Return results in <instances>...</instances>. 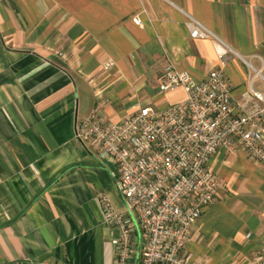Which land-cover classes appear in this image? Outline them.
Here are the masks:
<instances>
[{"label": "crops", "instance_id": "0c3cea01", "mask_svg": "<svg viewBox=\"0 0 264 264\" xmlns=\"http://www.w3.org/2000/svg\"><path fill=\"white\" fill-rule=\"evenodd\" d=\"M190 16L239 54L224 71L244 99L256 70L264 76V0H0V264H117L122 230L100 200L118 190L114 167L76 128L94 110L118 121L185 100L182 87H158L169 61L196 80L221 65L212 38L190 36ZM252 84L264 95L262 78ZM210 166L225 184L183 253L251 264L264 249V162L220 148ZM131 235L127 264H140L138 221Z\"/></svg>", "mask_w": 264, "mask_h": 264}, {"label": "built area", "instance_id": "2783aa9c", "mask_svg": "<svg viewBox=\"0 0 264 264\" xmlns=\"http://www.w3.org/2000/svg\"><path fill=\"white\" fill-rule=\"evenodd\" d=\"M133 21L142 24L139 16ZM187 26L192 38L215 41L221 65L196 80L169 61L158 87L164 93L182 87L185 100L158 110L146 104L118 121H102L94 110L76 128L81 144L102 164L114 167L124 199L125 212H117L107 195L100 197L105 220L122 230L112 240L117 264L131 258L136 221L144 236L140 264H200L183 252L194 225L225 184L210 166L211 159L226 148L242 149L264 162V95L252 84L256 76L264 80L261 70H256L245 98L234 100L224 67L229 54H239L196 18L190 16ZM114 64L108 59L104 67ZM251 264H264V249Z\"/></svg>", "mask_w": 264, "mask_h": 264}, {"label": "rangeland", "instance_id": "374dc122", "mask_svg": "<svg viewBox=\"0 0 264 264\" xmlns=\"http://www.w3.org/2000/svg\"><path fill=\"white\" fill-rule=\"evenodd\" d=\"M117 189H118V187H117ZM120 191H119V189L118 190H116L115 191V193H114V197H113V199L112 198H110V200H111V202H112V204H113V206H114V208H115V210L117 211V212H119V210L116 208V206H115V204H114V202L117 204H119V202H121V197H120ZM122 196V195H121ZM122 199H123V197H122ZM113 200H114V202H113ZM123 204H124V199H123Z\"/></svg>", "mask_w": 264, "mask_h": 264}]
</instances>
